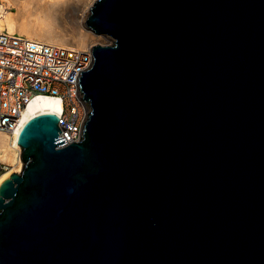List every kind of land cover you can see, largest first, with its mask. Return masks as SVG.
<instances>
[{
    "label": "water",
    "instance_id": "water-1",
    "mask_svg": "<svg viewBox=\"0 0 264 264\" xmlns=\"http://www.w3.org/2000/svg\"><path fill=\"white\" fill-rule=\"evenodd\" d=\"M78 142L17 134L0 264H264V0H96Z\"/></svg>",
    "mask_w": 264,
    "mask_h": 264
},
{
    "label": "built area",
    "instance_id": "built-area-1",
    "mask_svg": "<svg viewBox=\"0 0 264 264\" xmlns=\"http://www.w3.org/2000/svg\"><path fill=\"white\" fill-rule=\"evenodd\" d=\"M92 64V48L48 45L0 32V132H16L28 104L35 97L50 96L61 102L59 134L67 141L62 146L80 141L90 107L78 82ZM9 169L0 162V178Z\"/></svg>",
    "mask_w": 264,
    "mask_h": 264
},
{
    "label": "bare ground",
    "instance_id": "bare-ground-1",
    "mask_svg": "<svg viewBox=\"0 0 264 264\" xmlns=\"http://www.w3.org/2000/svg\"><path fill=\"white\" fill-rule=\"evenodd\" d=\"M93 4L94 0H0V32L26 36L48 45L93 49L110 42L108 36L95 34L87 27ZM45 109L60 114V100L35 97L21 115V126L31 114ZM18 131L0 132V162L11 166L0 178V188L13 173L22 171L23 151L17 143Z\"/></svg>",
    "mask_w": 264,
    "mask_h": 264
},
{
    "label": "rangeland",
    "instance_id": "rangeland-1",
    "mask_svg": "<svg viewBox=\"0 0 264 264\" xmlns=\"http://www.w3.org/2000/svg\"><path fill=\"white\" fill-rule=\"evenodd\" d=\"M94 2H95V0H94ZM109 44H106V45H110V44H112V40L111 39H109ZM25 165V164H24ZM10 170V169H9ZM8 171V170H7Z\"/></svg>",
    "mask_w": 264,
    "mask_h": 264
}]
</instances>
